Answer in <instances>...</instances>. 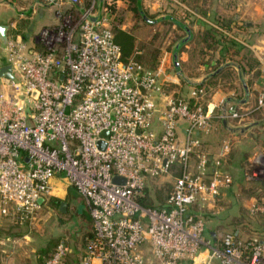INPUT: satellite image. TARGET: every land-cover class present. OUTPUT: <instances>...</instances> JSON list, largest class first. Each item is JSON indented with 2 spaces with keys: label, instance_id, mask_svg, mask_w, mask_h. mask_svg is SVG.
<instances>
[{
  "label": "built area",
  "instance_id": "built-area-1",
  "mask_svg": "<svg viewBox=\"0 0 264 264\" xmlns=\"http://www.w3.org/2000/svg\"><path fill=\"white\" fill-rule=\"evenodd\" d=\"M43 2L62 19L43 34L47 48L29 46L19 34H8L5 44L0 40V66L9 64L12 74L0 77V215L29 219L41 208L39 199L51 196V180L62 174L91 217L79 264H264V238L230 231L207 236L203 213L190 211L198 205L216 213L217 196L232 184L220 169L230 142L222 143L209 171L196 131L207 132L214 117L243 114L191 107L164 92L161 65L151 70L122 61L104 0L87 6L82 0ZM188 94L202 99L204 91L191 88ZM257 105L264 107V93ZM253 163L258 168L248 178L263 182L262 152ZM173 167L179 173L164 207L140 204L142 189ZM114 176L124 181L113 182ZM250 211L264 216V199ZM70 252L60 241L45 264H66Z\"/></svg>",
  "mask_w": 264,
  "mask_h": 264
},
{
  "label": "crops",
  "instance_id": "crops-1",
  "mask_svg": "<svg viewBox=\"0 0 264 264\" xmlns=\"http://www.w3.org/2000/svg\"><path fill=\"white\" fill-rule=\"evenodd\" d=\"M5 1L9 0H0V23L8 25L9 28V24L10 26L15 25V20L13 21V19L16 16H21L23 11L18 12L19 9L16 8L15 5H10ZM194 1L195 2H193L192 5H198L194 6V9L187 4L189 3L188 0L185 2L183 0H137V3L139 2L141 10L147 18L149 17L145 13L151 16L149 19L155 20L152 23L146 21L149 24L158 23L161 19H177L175 16H184L186 13L189 15L188 18H191V27L185 23L179 22L181 28L177 29L176 27L179 26L173 23L171 29L177 33L178 39L174 41L175 37L167 34L161 44L160 60L163 55V60H168L166 66L171 64L174 70L173 53L175 47L182 42L177 50V62L178 59L184 62L190 60L191 56L189 50L191 49V44L188 42L192 39L195 33L204 30L209 25H213L212 20L214 18L232 17L234 22L237 23V26L243 25L241 29H237L233 25L232 31L237 34V37L241 42L248 43V47L253 51L254 57L258 63L255 68L248 69L246 73H243L237 62L226 60L214 71L204 73L207 67L202 66L200 68V72H202L201 74L186 78L188 83L192 85L205 83L209 78L215 77L214 79L217 81V84L215 86H209L210 92L207 98L208 109L214 113H218L223 108H236L243 114L241 119H221V123L214 119L207 132L197 130L195 133V136L201 142L202 150L210 157L209 165L211 167H214V160L218 156L221 146L220 143L224 139L230 142L229 152L226 156L220 159V169L232 177V184L229 188L221 190L216 198L215 207L217 208V211L219 210V207L225 209L226 212L229 213V216L234 217L238 208L241 207V202L238 199L239 195L243 193H253L255 196L253 197V200L254 198H258L259 200L264 199V197L261 196L264 192L262 181L260 179L248 178L250 177L249 168L254 153L260 151L264 152V126L261 125L264 122V107H258L257 105L259 95L264 93V0ZM32 11L34 12V9ZM127 23L129 24L127 27L132 23L130 15L127 17ZM123 28H126V22L123 25ZM188 33L190 34L188 40L183 41ZM148 47V45H145V48L143 49V51H145L144 56L147 54ZM143 51L140 50L136 53L142 54ZM218 57V52L209 51L208 54L205 55V61L209 60L210 65L212 66L216 64ZM226 67L230 68L228 71L230 72V76L224 75ZM180 76L181 70L180 73H177L176 71L173 72V75L171 73L164 74V78L169 77L172 82H179V85H181ZM189 90L190 88L185 91L184 96H189ZM248 115L251 116L246 118L247 122L240 125L239 123L242 122V119ZM152 123L154 131L160 133L161 127L156 116H154ZM184 125L185 124L181 121L177 127V132L181 138L184 134ZM192 158L191 165L194 167L196 155H194L193 159ZM51 184V195L56 193L57 195H53L55 198L61 200L59 194H62L66 190L68 191L67 194H70L74 199H78L79 194L62 174L56 175L51 180ZM79 202H81V200ZM82 202L78 203L76 206L79 213L85 212V208L83 207L85 206V203ZM243 202L249 206L253 204L252 202H249V200H244ZM190 211L203 213L205 234L210 237L217 236L218 232H216V230H211V226L216 228L221 227L224 224L223 220L225 219H221V221L218 220L219 215L217 213L219 211L212 214L205 212L204 214V211L202 212L199 210L198 205H193ZM214 214L215 216H213ZM228 224H230V221ZM261 235H264L262 229ZM5 241L4 238L0 237V264H14L12 256H10L4 247ZM68 246L71 250L67 258L68 264H78L79 262H76V257L78 256L77 252L80 245L77 246V243L74 242L72 245L68 244ZM33 262L35 264V259Z\"/></svg>",
  "mask_w": 264,
  "mask_h": 264
},
{
  "label": "rangeland",
  "instance_id": "rangeland-1",
  "mask_svg": "<svg viewBox=\"0 0 264 264\" xmlns=\"http://www.w3.org/2000/svg\"><path fill=\"white\" fill-rule=\"evenodd\" d=\"M5 2L10 5H15V7L19 9L18 12H24L21 13V16H16L13 19V21L15 20L14 26H10L9 24L8 34H11V30L16 28V21L21 19L26 22L25 28L20 30L21 35H26V38L23 40L37 50H44L47 48L44 41H42L44 37L43 34L47 29L55 30L56 27L60 26L62 21V19L55 14L54 8L49 7L42 0H9ZM33 9L34 12L32 11ZM109 18H112L110 12ZM127 25L129 24L126 20V27ZM167 34L174 36V39L178 36L171 28ZM163 58L162 55L159 61V65L162 66L163 74L171 73L173 75V66L171 64L166 66L168 60H163ZM163 74L161 77L164 78ZM162 82L165 93L175 95L183 93L182 86L178 84L179 82H172L169 77H165ZM185 89L188 90V88ZM249 116L251 115L244 117L239 124L243 125L247 122L246 118ZM224 141L227 140L224 139L222 142ZM222 142L220 145H222ZM262 153L264 155V152ZM250 164L249 171L251 174L253 171H257L258 167L253 163V159ZM177 171L178 167H174L170 173L158 176L148 183V187L144 193L146 194L148 204L156 206L164 200L172 189ZM67 193L68 191L65 190L62 194H59L61 196L60 202L62 201L65 203L64 211H60L59 209L60 202L52 206L49 205L48 200L54 197L53 195L56 194L54 193L48 198L47 203L41 206V208L29 219L15 221L12 218L0 215V237L6 240L4 247L10 256H12L14 264H34L33 261L36 258L38 250L46 248L52 250L55 244L60 240L66 241L70 245L74 242L77 243V246L82 245L84 242L82 238L83 234L88 230L91 231L90 213L86 205L83 206L85 212L79 213L76 206L83 201V198L78 195V199H74ZM261 196L264 197V192ZM253 197H255L253 193H243L238 196L241 207L238 208L234 217L229 216V213H227L225 209L219 207V212L217 211L219 215L218 220H225H223L224 224L221 227L215 228L211 226V230H216V232L219 233H217V238L228 231L237 232L239 237L243 238L255 235L261 237V218L250 211L255 200L258 199L254 198L253 200ZM80 200L81 202H79ZM244 200H249V202L253 204L250 206L246 205L243 202ZM82 203H84V201ZM234 219H237V224L232 222ZM229 221L230 224H228Z\"/></svg>",
  "mask_w": 264,
  "mask_h": 264
},
{
  "label": "trees",
  "instance_id": "trees-1",
  "mask_svg": "<svg viewBox=\"0 0 264 264\" xmlns=\"http://www.w3.org/2000/svg\"><path fill=\"white\" fill-rule=\"evenodd\" d=\"M183 1L185 2L187 0ZM89 2L90 0H83V4L85 6H87ZM188 2L189 3L187 4H189L190 7H193V9L195 8L194 6H198L197 4L192 5L193 2H195L194 0H188ZM105 3L108 6L109 12L112 14V18L110 19L111 31L115 43L120 48L122 61H137L144 64L147 68L151 70H155L159 65L161 55V44L173 23L179 26L176 27L177 29L181 28V24L179 22L185 23L189 27H191L190 25L192 20L191 18H188L189 15L187 13L184 16L180 17H177L172 14L177 19H161L158 23L149 24L145 20H143L141 13L137 7V0H104V4ZM145 14L149 18L151 17L147 13ZM129 15L131 16L132 23L130 26L123 28V25L125 24ZM212 23L213 25H209L204 30L195 33L192 39L188 42L189 44H191V49L189 50L191 56L190 60L184 62L178 59V66L181 70L180 83L182 86L181 88L183 90V93H181L180 95H172L182 97L185 101H187V103H189L191 107H194L196 105L206 107L208 103V94L210 92L209 86H215L217 84V81L214 79L215 77L209 78L205 83L192 85L188 83L186 78L201 74L202 72H200V68L202 66L207 67L204 73H209L217 69L221 63L225 62L226 60H230L237 62L240 66L241 72L246 73L248 69L255 68L258 64L257 60L254 57L253 51L248 47V43L241 42L238 39L237 34L232 31L233 25L237 29H241L243 25L237 26V23L234 22L232 17H216L212 20ZM25 26V21H22L21 19L17 20L16 28L13 27L14 29L11 30V35H21L20 30L25 28ZM21 37L25 39L26 35L22 34ZM177 39L178 36L176 37V39H174V41ZM145 45L149 46L146 56H144L145 51H143ZM140 50L143 51L142 54H137L136 52ZM209 51H216L219 55L216 64L212 66L210 65L209 60L205 61V55H207ZM229 69V67L225 68V76H230V72H228ZM185 88H194L196 90L202 89L204 91V96L202 99L184 96V93L186 91ZM214 119L221 123L220 118H212V120ZM261 125L264 126V122ZM212 168L214 167H211L209 165V171ZM178 173L179 171H177V174ZM147 187L148 184L142 189L141 193L137 195V200L139 201V203L147 207L163 208L167 196L158 205H150L147 203L146 194H144ZM48 198L45 199L41 206L47 203ZM261 200L257 199V201ZM58 202H60V200L55 197H51L48 200V203L51 206ZM203 211L204 214L205 212H208L210 214L214 213L213 210L208 209H203L202 212ZM255 215L261 218V229L262 231H264V216H262L261 214ZM8 218H12L13 220L18 221L16 217ZM232 222H234V224H237V219H234V221ZM90 234V230L86 231L83 234L82 238L84 242L82 243V245H80V248L77 252L78 256L76 257V262H80L83 255L86 239L90 236ZM261 237L263 238L264 235H261ZM60 241H58V243ZM63 242L67 244L66 241ZM58 243L55 244L52 250L50 248L38 250V252L36 253L35 264H45L46 260L52 254L54 248ZM66 264H68L67 261ZM184 264H187V262H184Z\"/></svg>",
  "mask_w": 264,
  "mask_h": 264
},
{
  "label": "water",
  "instance_id": "water-1",
  "mask_svg": "<svg viewBox=\"0 0 264 264\" xmlns=\"http://www.w3.org/2000/svg\"><path fill=\"white\" fill-rule=\"evenodd\" d=\"M138 4V9L140 10L141 14H142V17L145 21H148L150 23L154 22L155 20H152V19H149L147 18L142 10H141V6L139 4V2L137 3ZM7 30H8V25L6 24H2L0 23V40L3 44L6 43L7 41V38H8V34H7ZM190 34L188 33L187 37L185 39H183V41H187L188 38H189ZM182 44V42H180L174 49V53H173V63H174V67H175V71L177 73H180V69H179V66H178V62H177V50L179 48V46ZM0 77H6V78H12V74H11V66L9 64H6V65H2L0 66ZM108 131H103L102 132V135H108ZM103 143L99 142V145L102 146ZM119 180H123V178H120L118 176H114L112 181L113 182H117ZM262 184L264 185V181L262 182ZM43 202V199H39V203H42ZM64 206H65V203L64 202H61L60 203V206H59V209L61 211H64Z\"/></svg>",
  "mask_w": 264,
  "mask_h": 264
}]
</instances>
